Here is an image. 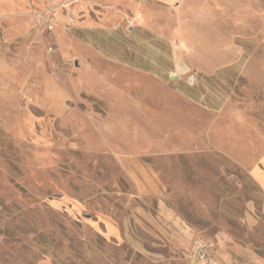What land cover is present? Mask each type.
Returning <instances> with one entry per match:
<instances>
[{
	"label": "rangeland",
	"instance_id": "1",
	"mask_svg": "<svg viewBox=\"0 0 264 264\" xmlns=\"http://www.w3.org/2000/svg\"><path fill=\"white\" fill-rule=\"evenodd\" d=\"M199 240L264 264V0H0V264Z\"/></svg>",
	"mask_w": 264,
	"mask_h": 264
},
{
	"label": "built area",
	"instance_id": "2",
	"mask_svg": "<svg viewBox=\"0 0 264 264\" xmlns=\"http://www.w3.org/2000/svg\"><path fill=\"white\" fill-rule=\"evenodd\" d=\"M39 22L48 30H51L55 24L52 10L49 9L42 12L39 16ZM192 255L195 264H216L213 257L212 244L209 242L203 240L194 242Z\"/></svg>",
	"mask_w": 264,
	"mask_h": 264
},
{
	"label": "crops",
	"instance_id": "3",
	"mask_svg": "<svg viewBox=\"0 0 264 264\" xmlns=\"http://www.w3.org/2000/svg\"><path fill=\"white\" fill-rule=\"evenodd\" d=\"M175 2L177 1V0H174Z\"/></svg>",
	"mask_w": 264,
	"mask_h": 264
}]
</instances>
